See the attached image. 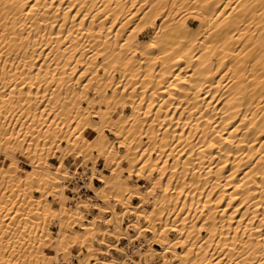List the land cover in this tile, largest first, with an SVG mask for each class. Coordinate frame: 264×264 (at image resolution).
<instances>
[{
  "label": "bare ground",
  "instance_id": "6f19581e",
  "mask_svg": "<svg viewBox=\"0 0 264 264\" xmlns=\"http://www.w3.org/2000/svg\"><path fill=\"white\" fill-rule=\"evenodd\" d=\"M0 156V264H264V0H0Z\"/></svg>",
  "mask_w": 264,
  "mask_h": 264
},
{
  "label": "rangeland",
  "instance_id": "374dc122",
  "mask_svg": "<svg viewBox=\"0 0 264 264\" xmlns=\"http://www.w3.org/2000/svg\"><path fill=\"white\" fill-rule=\"evenodd\" d=\"M111 139L112 140H115V137L114 136H111ZM61 154V153H60ZM0 158H2V156H0ZM79 161V160H78ZM51 162L54 164V167H56V164H57V157L56 158H52L51 159ZM72 163H73V160H70L69 161V169L70 170H72L73 169V166H71L72 165ZM101 163H103L102 161H100V163H99V167H102V164ZM21 164H22V167H24V168H29V166L26 164V161H24V160H22V162H21ZM75 180V181H74ZM73 181H72V183L70 184L71 185V187H78V188H80L81 186V181L83 182V185L85 186V188H86V185H85V182L80 178V177H78L77 179H74ZM132 181H134V177L132 178ZM95 184H97V185H99V182H97V181H95ZM84 196H88V195H90V194H92L90 191H86V192H81ZM72 196L74 195V194H71ZM133 202L134 203H137L138 202V199H136V198H134L133 199ZM70 206H74V204L73 203H70ZM117 208H119V210L121 209V206H118ZM95 214H97V211H95V210H93V209H91V211L90 212H86V217H88V218H91L93 215H95ZM128 220H129V218L127 217L125 220H124V226L128 223ZM52 228L54 229V230H56L57 229V227L56 226H52ZM132 233H134L133 231H131ZM110 239V241H112V243H114V244H118V243H120L121 245H125L126 243H127V241L126 240H121V241H117L116 242V240L114 239V238H109ZM112 239V240H111ZM115 240V241H114ZM97 244V243H96ZM98 245V244H97ZM156 247H158V246H156ZM77 250H78V248H74V253H76L77 252ZM111 255L112 256H117V257H120V258H124V254H122L119 250H112L111 251ZM107 256V258H110V257H112V256ZM103 257V256H102ZM76 260V262H77V259H75ZM128 262V260L126 261V263ZM130 262V261H129ZM129 262L127 263V264H129ZM145 262V260H143V262L142 263H144ZM161 263V259L160 258H156V259H154L153 260V263L152 264H160Z\"/></svg>",
  "mask_w": 264,
  "mask_h": 264
}]
</instances>
